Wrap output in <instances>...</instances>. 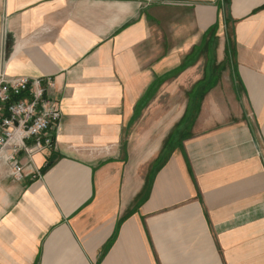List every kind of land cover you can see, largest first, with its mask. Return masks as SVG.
<instances>
[{
    "label": "crops",
    "instance_id": "crops-1",
    "mask_svg": "<svg viewBox=\"0 0 264 264\" xmlns=\"http://www.w3.org/2000/svg\"><path fill=\"white\" fill-rule=\"evenodd\" d=\"M0 72L62 112L22 178L0 153V264H264V0H0Z\"/></svg>",
    "mask_w": 264,
    "mask_h": 264
},
{
    "label": "built area",
    "instance_id": "built-area-1",
    "mask_svg": "<svg viewBox=\"0 0 264 264\" xmlns=\"http://www.w3.org/2000/svg\"><path fill=\"white\" fill-rule=\"evenodd\" d=\"M54 85L51 76L9 77L0 72V153L17 178L23 177L21 154L30 157L56 147L62 112Z\"/></svg>",
    "mask_w": 264,
    "mask_h": 264
},
{
    "label": "trees",
    "instance_id": "trees-1",
    "mask_svg": "<svg viewBox=\"0 0 264 264\" xmlns=\"http://www.w3.org/2000/svg\"><path fill=\"white\" fill-rule=\"evenodd\" d=\"M216 28H217V24L213 25L209 29V34H210V32L214 33ZM226 52H227V56H229L231 58L235 57L236 50L234 48V44H233L232 39L230 38V35H229V39H227V43H226ZM193 55H195V54L193 53ZM191 58L189 57L185 61V63L182 65V67H184V65H186V63H188V61ZM211 78H212V76H211ZM209 79H210V75H208L204 80L197 83L194 86L193 90L191 91V93L189 95L188 106H187V109H186L184 116L177 123L174 130L170 133L169 137L167 138V140L165 142V145H164L163 150L160 154V157L157 159V161L155 162V164L152 168L151 181L153 179L154 174L164 165V163L166 162L170 153L174 150L176 145L181 143V141L184 138H186L190 135V130H191L193 124L195 123V120L197 118L201 103L203 101V98H204L205 94L207 93L208 89L214 84V80H215L214 77L212 79L213 81L212 80L210 81ZM51 165H52V161H50L48 159L47 164L42 168L41 172L42 173L45 172L46 169Z\"/></svg>",
    "mask_w": 264,
    "mask_h": 264
}]
</instances>
